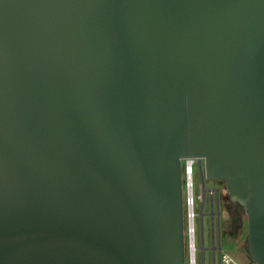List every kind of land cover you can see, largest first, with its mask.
<instances>
[{"label": "water", "instance_id": "obj_1", "mask_svg": "<svg viewBox=\"0 0 264 264\" xmlns=\"http://www.w3.org/2000/svg\"><path fill=\"white\" fill-rule=\"evenodd\" d=\"M186 157L264 264V0H0V264H185Z\"/></svg>", "mask_w": 264, "mask_h": 264}, {"label": "rangeland", "instance_id": "obj_2", "mask_svg": "<svg viewBox=\"0 0 264 264\" xmlns=\"http://www.w3.org/2000/svg\"><path fill=\"white\" fill-rule=\"evenodd\" d=\"M193 180L195 183V197H197L202 191L205 190V206L203 211V218H201V209H202V202H197L196 206V212L198 213V216L196 217V255L195 258L197 259L196 264H220L219 259V250L213 252V221L210 215L211 211V202L210 198L212 195L213 190L211 188H214L215 186L220 189V199H221V207L219 208L220 211V221L217 220V218L214 219L216 223L215 228V237L216 240L219 242V240H222L223 248L230 253L234 258L238 260L240 264H257L250 258L249 254V239H248V220L246 213L244 211L243 214V220L244 225L242 229L236 234L229 236L226 234V229L228 230L230 228V223H227L230 221V213H229V206L233 204V201L230 200L228 190L226 188L225 183H214L208 179H204L201 175L200 168L195 166L194 176ZM215 191V190H214ZM214 200L217 198V194L214 193L213 195ZM242 209V208H241ZM215 211H218L216 208ZM218 222H220V225H218ZM219 237V240H218ZM186 241V263L189 264V245L187 241V237L185 238ZM218 246L219 243H216ZM215 257V259H214Z\"/></svg>", "mask_w": 264, "mask_h": 264}, {"label": "built area", "instance_id": "obj_3", "mask_svg": "<svg viewBox=\"0 0 264 264\" xmlns=\"http://www.w3.org/2000/svg\"><path fill=\"white\" fill-rule=\"evenodd\" d=\"M182 169H183V203H184V222H185V238L187 237L188 245H189V264H196L197 259L196 255V217L198 213L196 212V206L198 200L202 202L201 209V218L204 211L205 206V190L202 191L197 197H195V183L193 180L195 166L198 165L200 168L199 160L196 158L186 157L182 158L181 161ZM203 164V161L201 162ZM204 165V164H203ZM220 264H240L236 258H234L230 253H228L225 249H223L219 253Z\"/></svg>", "mask_w": 264, "mask_h": 264}, {"label": "flooded vegetation", "instance_id": "obj_4", "mask_svg": "<svg viewBox=\"0 0 264 264\" xmlns=\"http://www.w3.org/2000/svg\"><path fill=\"white\" fill-rule=\"evenodd\" d=\"M210 181H212V182H214V183H223V181H217V180H210ZM224 184V183H223ZM211 190H213V192H212V195L214 194V193H216L217 194V198H216V200H214V198H213V196L211 195V198H210V202H211V211H210V215H211V218H212V221H213V244L215 243H219V245L217 246L216 245V247H217V249H216V251H218L219 250V253L224 249L223 248V245H222V240L220 239L219 240V237H218V240H219V242L216 240V237H215V228H216V223H215V221H214V219L215 218H217V220L218 221H220V211H219V208L221 207V204H222V202H221V199H220V189L218 188V187H214V188H211ZM215 190V191H214ZM233 205H234V208H236V207H240L241 205H239V204H235L234 202H233ZM243 207V206H242ZM218 209V211H215V209ZM218 225H220V222H218ZM227 234V233H226ZM229 235V234H228ZM229 236H232V235H229ZM251 258V257H250Z\"/></svg>", "mask_w": 264, "mask_h": 264}, {"label": "trees", "instance_id": "obj_5", "mask_svg": "<svg viewBox=\"0 0 264 264\" xmlns=\"http://www.w3.org/2000/svg\"><path fill=\"white\" fill-rule=\"evenodd\" d=\"M242 208V209H241ZM229 213H230V221L227 223H230V228L226 231L227 234L229 235H236L243 227L244 225V220H243V207L242 205L240 207L234 208V205L231 204L229 206Z\"/></svg>", "mask_w": 264, "mask_h": 264}]
</instances>
